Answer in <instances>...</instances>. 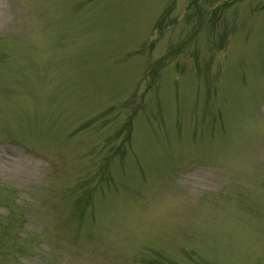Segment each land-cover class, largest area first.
<instances>
[{"label":"rangeland","instance_id":"374dc122","mask_svg":"<svg viewBox=\"0 0 264 264\" xmlns=\"http://www.w3.org/2000/svg\"><path fill=\"white\" fill-rule=\"evenodd\" d=\"M0 264H264V0H0Z\"/></svg>","mask_w":264,"mask_h":264}]
</instances>
